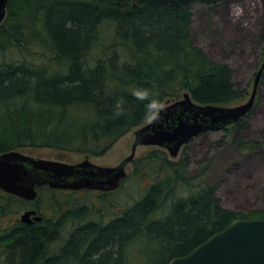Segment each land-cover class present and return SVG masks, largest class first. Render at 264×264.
<instances>
[{
	"label": "trees",
	"instance_id": "16d2710c",
	"mask_svg": "<svg viewBox=\"0 0 264 264\" xmlns=\"http://www.w3.org/2000/svg\"><path fill=\"white\" fill-rule=\"evenodd\" d=\"M133 1H8L0 24V154L48 148L100 157L185 93L214 106L246 97L231 66L193 43L191 9ZM252 112L224 130L232 140L220 142V153L206 152L200 172L189 169L191 156L171 159L159 148L134 160L125 180L148 183L120 212L109 200L117 192L43 187L34 202L0 192V264H168L235 220L264 219L263 209L224 208L214 175L232 156L264 153V141L244 136ZM28 206L42 221L14 220Z\"/></svg>",
	"mask_w": 264,
	"mask_h": 264
},
{
	"label": "water",
	"instance_id": "95a60500",
	"mask_svg": "<svg viewBox=\"0 0 264 264\" xmlns=\"http://www.w3.org/2000/svg\"><path fill=\"white\" fill-rule=\"evenodd\" d=\"M9 0H0V24L6 18ZM224 0H134L133 7L148 2H172L184 10L197 3ZM264 71L258 70L249 99L235 106L200 105L188 93L166 103L144 125L135 130L131 153L115 167H103L88 159L77 164L35 158L20 151L0 154V191L26 201H34L37 188L49 186L62 190L108 192L120 187L127 176L126 167L134 160L139 146L166 149L178 157L183 146L205 132L219 131L241 120L253 107ZM35 210L20 216L25 224L42 221ZM168 264H264V220H236L213 235L189 254Z\"/></svg>",
	"mask_w": 264,
	"mask_h": 264
},
{
	"label": "rangeland",
	"instance_id": "374dc122",
	"mask_svg": "<svg viewBox=\"0 0 264 264\" xmlns=\"http://www.w3.org/2000/svg\"><path fill=\"white\" fill-rule=\"evenodd\" d=\"M191 12L193 43L201 47L212 60L231 66L235 83L248 92L242 101L233 105L242 104L248 100L255 74L264 60V0H224L213 6L197 3L192 6ZM259 88L249 125L244 129L246 140L264 141V73ZM226 135L225 131L203 133L187 144L186 149H182L178 159L186 155L191 156L189 169L194 173L200 172L205 165V153L209 152L208 157L220 153V142L224 140V145L232 140L231 136ZM133 140L134 133L131 131L118 140L105 155L90 157V160L102 166H116L130 155ZM155 149L158 148L139 147L135 160L145 157ZM21 151L32 156L68 163H77L85 158L84 155L48 148H29ZM134 169L133 163L127 167L128 176L135 172ZM214 175L215 181L219 183L220 204L224 208L245 213L264 210V153L232 156V160L214 171ZM147 183L146 179L141 180L139 184L133 180H125L123 188L109 200L115 205L119 202L126 205L137 197L140 199V190L144 189ZM132 185L138 189V193ZM76 199L82 201L84 198ZM115 205L111 210L120 212L122 205ZM100 206L101 204L97 205V208ZM24 211L21 210L14 220H18Z\"/></svg>",
	"mask_w": 264,
	"mask_h": 264
},
{
	"label": "flooded vegetation",
	"instance_id": "af4514ba",
	"mask_svg": "<svg viewBox=\"0 0 264 264\" xmlns=\"http://www.w3.org/2000/svg\"><path fill=\"white\" fill-rule=\"evenodd\" d=\"M87 157L85 156V158L83 159V160H85ZM89 159L88 160H90V157H88ZM82 160V161H83ZM58 161H60V160H58ZM82 161H80V162H82ZM91 161V160H90ZM62 162H64V161H62ZM80 162H77V163H80ZM92 162V161H91ZM66 163H68V162H66ZM77 163H70V164H77ZM93 164H96V165H100V164H98V163H94V162H92ZM47 186V185H46ZM46 186H44V187H46ZM121 186H122V184H121ZM121 186L118 188V189H115V190H112V191H108V192H102V191H97V190H80V191H71V190H59V189H51V190H54V191H63V192H65V193H70V194H86V193H91L93 196L94 195H96V196H99V195H102V194H113V193H115V192H118L119 191V189L121 188ZM83 201V200H82ZM27 210H36V209H34V207L33 206H28L26 209H25V211H27ZM24 211V212H25ZM37 211V210H36ZM37 214L38 215H40V213H38V211H37ZM42 216V215H41ZM34 223V222H33Z\"/></svg>",
	"mask_w": 264,
	"mask_h": 264
},
{
	"label": "bare ground",
	"instance_id": "6f19581e",
	"mask_svg": "<svg viewBox=\"0 0 264 264\" xmlns=\"http://www.w3.org/2000/svg\"><path fill=\"white\" fill-rule=\"evenodd\" d=\"M132 5H133V3H132ZM188 10H189V9H188ZM263 61H264V60H263ZM262 63H263V62H262ZM225 64H226V63H225ZM261 65H262V64H261ZM256 74H257V73H256ZM256 74H255V76H256ZM262 77H263V74H262ZM262 77H261V79H262ZM260 82H261V80H260ZM259 90H260V89H259ZM259 90H258V93H259ZM247 93H248V92H247ZM258 93H257V95H256V99H255L254 107H255V105H256V101H257ZM246 95H247V94H246ZM249 97H250V96H249ZM248 99H249V98H248ZM246 101H247V100H246ZM246 101H245V102H246ZM243 103H244V102H243ZM254 107H253V108H252V109H251V110H250L245 116H247V115H248V114L254 109ZM245 116H244V117H245ZM244 117H243V118H244ZM243 118H242V119H243ZM242 119H241V120H242ZM239 121H240V120H239ZM239 121H238V122H239ZM143 125H144V124H143ZM141 126H142V125H141ZM141 126H140V127H141ZM140 127H139V128H140ZM137 129H138V128H137ZM137 129H135V130H137ZM135 130H133V133L135 132ZM129 133H130V132H129ZM123 137H124V136H123ZM119 140H120V139H119ZM133 141H134V140H133ZM132 144H133V143H132ZM113 146H114V145H113ZM113 146H112V147H113ZM131 147H132V146H131ZM139 147H141V146H139ZM139 147H138V148H139ZM146 147H147V146H146ZM138 148H137V150H138ZM104 155H105V154H104ZM86 157H87L86 159H89L88 157H92V156H86ZM100 157H101V156H100ZM217 183H218V182H217ZM140 195H141V193H140ZM137 198H139V197H137ZM132 201H133V200H132ZM132 201H131V202H132ZM119 203H120L121 205H123L122 202H119ZM90 207H91V206H90ZM90 207H89L88 209H90ZM239 220H240V219H239ZM235 221H236V220H235Z\"/></svg>",
	"mask_w": 264,
	"mask_h": 264
}]
</instances>
